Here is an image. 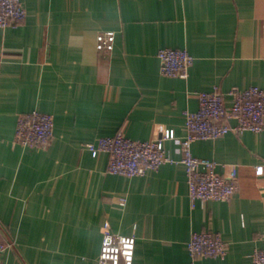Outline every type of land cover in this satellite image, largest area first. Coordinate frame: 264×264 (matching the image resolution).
I'll use <instances>...</instances> for the list:
<instances>
[{"label":"crops","instance_id":"crops-1","mask_svg":"<svg viewBox=\"0 0 264 264\" xmlns=\"http://www.w3.org/2000/svg\"><path fill=\"white\" fill-rule=\"evenodd\" d=\"M24 20L0 28V235L4 264H96L102 227L135 238L133 264H251L264 248V132L197 140L195 157L237 170L228 201L191 203L179 139L199 92L264 88V0H21ZM116 32L113 49L95 47ZM186 49V79L160 73V49ZM230 99H227V105ZM53 117L40 149L14 142L20 114ZM122 133H163L176 163L142 176L107 172L83 146ZM212 230L224 259L192 260L191 233Z\"/></svg>","mask_w":264,"mask_h":264},{"label":"built area","instance_id":"built-area-1","mask_svg":"<svg viewBox=\"0 0 264 264\" xmlns=\"http://www.w3.org/2000/svg\"><path fill=\"white\" fill-rule=\"evenodd\" d=\"M25 16L21 0H0V28L18 26ZM115 37V31H99L95 43L97 51L110 52ZM157 57L161 75L182 79L187 78L188 69L194 61L186 49H160ZM2 62L0 53V65ZM197 96L198 108L183 113L186 133L178 141L181 155L179 162L185 169L188 196L192 204L197 200L228 201L238 188L236 168L232 166L222 175L217 173V163L212 159L195 157L191 145L197 140H215L227 133L241 135L244 132H264V88L231 87L227 91L215 88L209 92H199ZM227 99H230L229 105ZM52 137V115L32 110L18 116L14 131L16 144L40 149L47 146ZM166 139L160 133L149 141H135L117 133L100 137L83 148L94 154L106 153L109 156L108 173L135 177L157 170L162 164L177 162L164 151ZM11 245L0 235V264H4L2 256ZM134 249V237L113 233L109 223L105 222L96 264H133ZM187 249L192 260L203 257L224 259L227 243L220 233L206 230L191 233ZM251 264H264V248L253 251Z\"/></svg>","mask_w":264,"mask_h":264}]
</instances>
